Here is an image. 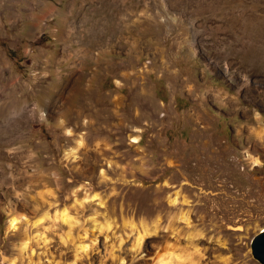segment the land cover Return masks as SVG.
Wrapping results in <instances>:
<instances>
[{
    "label": "rangeland",
    "instance_id": "obj_1",
    "mask_svg": "<svg viewBox=\"0 0 264 264\" xmlns=\"http://www.w3.org/2000/svg\"><path fill=\"white\" fill-rule=\"evenodd\" d=\"M263 36L264 0H0V264H262Z\"/></svg>",
    "mask_w": 264,
    "mask_h": 264
},
{
    "label": "bare ground",
    "instance_id": "obj_2",
    "mask_svg": "<svg viewBox=\"0 0 264 264\" xmlns=\"http://www.w3.org/2000/svg\"><path fill=\"white\" fill-rule=\"evenodd\" d=\"M226 2V1H225ZM185 6V5H184ZM227 7V6H226ZM246 8V7H245ZM251 11V10H250ZM253 11V10H252ZM185 12H186V10H185ZM244 11H242V13H243ZM249 14V13H248ZM251 14V13H250ZM234 15V14H233ZM244 15V14H243ZM248 16V15H247ZM257 16V15H256ZM246 19V18H245ZM236 20V19H235ZM244 20V19H243ZM234 21V20H233ZM246 21H247V19H246ZM233 23V22H232ZM249 24V23H248ZM254 27H256V26H254ZM259 29V28H258ZM251 34V33H250ZM256 37V36H255ZM264 37V36H263ZM255 55V54H254ZM258 56V55H257ZM91 58H94V60H96V61H99L100 60V56L98 55V56H90ZM90 59V58H89ZM98 70L99 69H96L95 70V73L93 74L94 76H95V74H97V72H98ZM60 72V71H59ZM70 79H72L71 78V76L69 75L67 78H66V84H65V86H68L69 88H74V86H76V82H75V79L76 78H74V79H72L70 82H69V80ZM81 84V83H80ZM81 85H83V84H81ZM81 85L79 86V87H81ZM80 90V89H79ZM79 92V91H78ZM68 98V97H67ZM2 103H3V101H2ZM2 108L4 107L5 108V106L4 105H2L1 106ZM0 112H1V110H0ZM3 112H4V110H3ZM4 114V113H3ZM6 115V114H5ZM8 115V114H7ZM15 119V118H14ZM19 119V118H18ZM19 122H20V120H19ZM79 144H80V141H79ZM215 151V150H214ZM211 152H212V150H211ZM214 154V153H213ZM213 154H212V156H213ZM216 155V154H215ZM217 155H218V152H217ZM220 156V155H219ZM224 156V155H223ZM250 157H252V156H250ZM212 158V157H211ZM219 158V157H218ZM258 158L257 157H252V160H251V162L253 163V164H257L258 163ZM231 163V162H230ZM197 165V164H196ZM229 165H231V164H229ZM231 167V166H230ZM205 171V170H204ZM213 172H214V170H213ZM220 173V172H219ZM225 173V172H224ZM211 174V173H210ZM212 176V175H211ZM214 177H215V175H214ZM208 181V180H207ZM211 184V183H210ZM218 186V185H217ZM223 187V186H222ZM220 189V188H219ZM222 189V188H221ZM221 191V190H220ZM170 201L171 202H176L177 201V196L175 195V196H173L171 199H170ZM62 218L63 219H65V217H63L62 216ZM181 218H183L184 220H187V218H188V215L187 214H184V215H182L181 216ZM18 223V220H17V218L16 217H11L10 218V224L12 225V226H16V224ZM143 238V235H139L138 236V243L139 242H141V239ZM25 246H26V242H23V248H25ZM81 247L82 248H85V245H81ZM164 263V262H163ZM9 264H14V261L12 260Z\"/></svg>",
    "mask_w": 264,
    "mask_h": 264
},
{
    "label": "water",
    "instance_id": "obj_3",
    "mask_svg": "<svg viewBox=\"0 0 264 264\" xmlns=\"http://www.w3.org/2000/svg\"><path fill=\"white\" fill-rule=\"evenodd\" d=\"M251 252L258 261L264 264V228L252 238Z\"/></svg>",
    "mask_w": 264,
    "mask_h": 264
}]
</instances>
